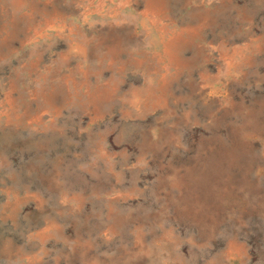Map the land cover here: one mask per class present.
Wrapping results in <instances>:
<instances>
[{
	"label": "rangeland",
	"instance_id": "374dc122",
	"mask_svg": "<svg viewBox=\"0 0 264 264\" xmlns=\"http://www.w3.org/2000/svg\"><path fill=\"white\" fill-rule=\"evenodd\" d=\"M0 264H264V0H0Z\"/></svg>",
	"mask_w": 264,
	"mask_h": 264
}]
</instances>
